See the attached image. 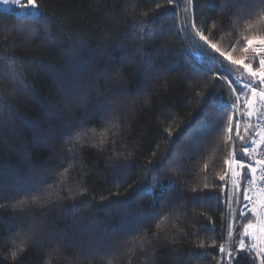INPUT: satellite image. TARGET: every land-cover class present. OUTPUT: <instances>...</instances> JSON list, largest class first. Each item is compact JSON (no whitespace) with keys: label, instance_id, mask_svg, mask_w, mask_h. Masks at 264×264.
I'll return each instance as SVG.
<instances>
[{"label":"trees","instance_id":"trees-1","mask_svg":"<svg viewBox=\"0 0 264 264\" xmlns=\"http://www.w3.org/2000/svg\"><path fill=\"white\" fill-rule=\"evenodd\" d=\"M234 2L199 0L197 11L209 27L213 21L227 24L235 19ZM156 3L162 5L159 13ZM176 4L178 14L167 0H41L46 16L27 32L18 28L14 12L0 10V56L22 62L15 67L0 62V205H4L0 237L29 232L37 241L16 261L0 246V264H84L76 260L74 251L80 244L97 250L89 264H108L110 257L104 253L109 249L123 256L112 264H128L129 256L131 264H217L222 257L218 246L196 245L201 240L225 242L228 213L212 200H205L209 208L203 209L194 198L218 195L219 189H203V185H219L217 173L221 167L227 169L223 132L212 131L220 117L217 101L227 99V85L217 86L223 84L215 79L217 73L194 55L190 41L177 32L184 21V0ZM145 19L153 20L150 28L163 33L162 38L137 41L139 29H130ZM232 39L227 31L217 33L222 48H228ZM137 50L155 65L151 75H145ZM17 69L20 79L8 75ZM192 73L200 81L195 90L189 84ZM98 104L108 118L119 114L120 130L115 137L109 133L103 150L84 147L75 153L68 183L87 188V194L44 209L14 207L22 194L44 181L52 183L56 177L50 174L68 165L61 132L69 122H83L97 133L104 128ZM164 115L170 119L165 121ZM169 123L171 137L164 131ZM182 132L173 148L171 142ZM236 144L239 147L240 141ZM158 164L163 167L154 174L161 182L175 180L179 186L146 195L143 182L150 183L151 176L146 177L144 170ZM175 169L178 174L169 171ZM192 186L203 190L193 193ZM173 206H184L179 221ZM162 210L173 215L162 225L161 238L175 235V243L154 241V249L127 252L125 233L142 216ZM154 225L155 221L149 233L155 231ZM47 233L64 241L59 253L53 252L54 243L45 240ZM233 264H249V258L238 254Z\"/></svg>","mask_w":264,"mask_h":264},{"label":"snow or ice","instance_id":"snow-or-ice-1","mask_svg":"<svg viewBox=\"0 0 264 264\" xmlns=\"http://www.w3.org/2000/svg\"><path fill=\"white\" fill-rule=\"evenodd\" d=\"M214 2L215 0H209L210 4ZM167 4L175 5L178 14L180 5L176 4V0H167ZM161 7L160 3H156L155 11L159 13ZM198 7L199 0H184V21L177 27V32L183 34V37L190 41L189 46L194 55L206 64H210L211 70L217 73L215 79L223 82L217 86L227 85V99L217 101L220 117L212 129V131L221 130L223 132L224 143L227 147V156L224 158L223 164L227 166V169L221 167L217 173L221 181L219 185L207 183L203 185V189L210 187L219 189L218 195L195 197L194 199L200 201V207L203 209L209 208V205L204 203L205 200H212L217 205L222 204L229 218L224 237L225 242L217 245L214 239L210 242L201 240L196 246L201 249L218 246L219 252L223 255L218 259L217 264H221V260L226 264H233L238 254L247 256L249 264H264V0H235L233 5L236 13L235 19L227 24L223 21L220 23L213 21L210 27L206 21L202 22L197 11ZM0 8L15 11L19 21L18 28L25 32L30 26H34L46 16L41 0H0ZM221 10L226 11L227 9L221 6ZM143 15L147 17L148 12H144ZM152 23L153 20L145 19L132 25L130 30L139 29L136 34L138 42L163 37V33L151 30ZM221 30L227 31L233 36L226 49L222 48L217 41V33ZM32 34H35L34 28ZM137 51L145 63V75H151V70L155 65L146 53ZM237 52L239 54L234 55ZM0 62L11 67L22 63L14 56L7 58L0 56ZM173 70L169 68V71ZM8 75L15 79L22 77L18 69L10 71ZM197 75V73H192V78L189 80L190 87L194 90L200 87ZM196 95L199 96L200 93L197 92ZM68 103L70 104L71 101ZM145 103H150V99H146ZM97 109V115L104 123V128L97 133L95 128L85 127L83 122L79 124L69 122L61 132V135L65 137L66 151L69 153L68 165L58 174H50L56 177L52 183L44 181L39 186L22 194L16 200L14 207L27 206L30 210L44 209L51 205L59 206L67 199L76 200L77 197L87 194V188H73L68 183L71 178L69 175L72 167L71 161L75 158V153L84 147L103 150L109 133L115 137L120 130L118 113H113L111 118H108L103 114L102 104H98ZM253 118L256 123H251ZM163 119L167 121L170 117L164 115ZM164 131L167 132L168 137H171L173 125L169 123ZM183 136L182 132L176 140L171 142L173 148ZM237 140L240 141L239 147L236 144ZM153 155L155 156L156 153ZM124 158L127 159V157ZM158 167H163V165L158 164L144 170L146 177L151 176L150 183L143 182L146 195H153L157 188L167 190L179 186L175 180L162 183L161 177L154 174ZM207 170L208 164L205 163L203 171L207 172ZM169 171H175L177 174L179 172L178 169ZM203 189H199L197 186L191 187L193 193ZM65 191L67 195L63 194ZM113 195H118V193H113ZM104 199L107 198L101 197V200ZM234 205L239 206L238 214ZM3 206L0 205V207ZM183 207L173 206L176 221H179L180 217L185 214L182 211ZM173 211L162 210L139 218L135 222L136 226L125 233L128 237L123 245L126 251L130 253L135 250L154 249L156 246L154 241L157 244L161 242L174 244L177 239L175 235L169 237L166 234L163 239L161 238L162 225L166 224L173 215ZM249 214L251 215L249 216ZM221 215L223 218L224 214ZM207 219L210 221L212 218L208 216ZM153 221H155V231L149 233V227ZM172 227L177 228V223L173 222ZM212 230H214V225H212ZM177 231L180 229L177 228ZM45 240L54 243L55 246L52 250L56 253H59L64 244V241L57 240L52 233H47ZM36 243L37 241L29 232L16 233L15 235L9 233L6 237H0V246L9 250L13 261L25 253L30 245ZM74 251L78 252L76 260L83 261L84 264H89V261L95 259L97 254V250L92 245L80 244L74 248ZM104 255L110 257L108 264H112L113 259H123V256L115 249H109ZM131 259L132 257L129 256L128 264H131Z\"/></svg>","mask_w":264,"mask_h":264},{"label":"rangeland","instance_id":"rangeland-1","mask_svg":"<svg viewBox=\"0 0 264 264\" xmlns=\"http://www.w3.org/2000/svg\"><path fill=\"white\" fill-rule=\"evenodd\" d=\"M0 10H2V11H6V12H14L15 13V11H13V10H5L4 8H0ZM254 119V118H253ZM234 207H236L235 205H234ZM224 263L223 264H226V262L225 261H223Z\"/></svg>","mask_w":264,"mask_h":264},{"label":"built area","instance_id":"built-area-1","mask_svg":"<svg viewBox=\"0 0 264 264\" xmlns=\"http://www.w3.org/2000/svg\"><path fill=\"white\" fill-rule=\"evenodd\" d=\"M254 123H256V121H255V118H254ZM251 214H249V216H250Z\"/></svg>","mask_w":264,"mask_h":264},{"label":"water","instance_id":"water-1","mask_svg":"<svg viewBox=\"0 0 264 264\" xmlns=\"http://www.w3.org/2000/svg\"><path fill=\"white\" fill-rule=\"evenodd\" d=\"M221 264H223V261L221 260Z\"/></svg>","mask_w":264,"mask_h":264}]
</instances>
